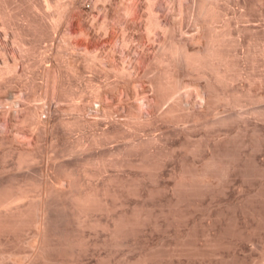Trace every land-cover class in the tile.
I'll use <instances>...</instances> for the list:
<instances>
[{"label": "rangeland", "instance_id": "obj_1", "mask_svg": "<svg viewBox=\"0 0 264 264\" xmlns=\"http://www.w3.org/2000/svg\"><path fill=\"white\" fill-rule=\"evenodd\" d=\"M7 1H9V3L13 2V3H11V5L9 3L7 4V5H10V6H8L9 8L11 6L15 5V9L13 7H11L12 10L14 9L13 11H16V12L18 11V13L20 12V15H22L23 13L24 14L27 13V17L25 16L26 18L24 16H22L26 20H23L24 18L22 19V17L20 16L22 19V22L24 21L23 23L21 22L20 24L23 25L24 23H26L27 19L29 22H31V23H29V25H25V28L27 29L28 34L26 33V35H24L22 37V40L15 41L16 39L14 40L12 30L10 28H6L10 31L7 30V32H9V33L5 32L6 29H4L2 27L4 25V24H2V22L4 23L5 20L2 21V18H0V50L2 51V49H3V52H5L3 54H5V56H9V58L12 60L16 59V58H17V61L21 60L20 64L17 65L18 67L20 66V70L18 67H16V69L18 68L19 72L17 70L15 71L18 74L23 73V62L25 59H24V56L21 55V53L22 54L24 53V52H22V49L24 48V46H22V45L25 44V49H23V51L27 50V51L31 52L32 54L36 53V54H34V56H37V57H38L37 54H39V56H40L41 52H42V54L44 53V54L48 55V57H45L46 60L44 61V64H46L45 62H47V64H49V63H53V62L58 61L60 58L57 59L56 57H60V56L57 53L59 51L56 49L62 50L65 47L70 48V49L67 48L68 50L72 49L71 51L75 52L78 55H80L82 53V51H83V53L85 51H90L91 53H97L99 55L102 54V56L104 57V60H105L103 64L106 63L107 74H108L107 76L111 75L110 78L112 80L113 79L116 80V77H117L114 75L113 70L111 71L112 74H110L109 70L111 69V67L113 65H114L113 67L119 68V69L116 68L117 70H120V69L122 70V69L126 68V71L127 70L130 71L129 75L131 77H133L131 79L135 78V80L131 83L125 84L120 79V81L116 80L118 83H116V84L112 83V86L113 85H115V86H113V87L107 86L106 87L105 83L109 82V80L110 81H112V80L109 77H107V80L104 79V78H106L105 77L106 71H104L105 73L104 72L102 73V71L106 70L105 67L102 68V71H99L102 74V76L104 77V78H102L103 83H104V81H106L104 83L103 87L99 86V84H98L99 82H102L100 80L101 78L99 79L98 78L99 76L98 77L96 76L99 73L98 71H97L98 73H95L96 74L95 75L93 73V72H95V70L93 72H88L89 70H87V69L81 70L82 72L86 70V74L81 73V75L82 76L85 75L87 77V80L89 81L88 84H87V80L85 77L81 76V78H80V77H78L79 74L78 75L75 74L77 76L72 74L71 78L73 76H75L76 78H80V79L76 80L77 81V83H76V81H74L76 79L75 77L72 78V80L69 78L72 82L74 81L73 83H76L77 85L72 84L71 81H70L71 82L70 84H72L73 86H79V88L80 87L81 88L83 87L84 89L86 88L85 91L90 89V91L88 90L87 92L91 93V95H90L91 97H92L93 91L95 92L97 89L98 90L101 89L99 92H98V90H97V92H95L96 95H100V94L101 95L98 97L94 93L93 95L96 98L94 97V99H90L92 101V102L90 101V103H88L90 96L87 92L83 91L84 89H77L76 87L74 88V87H72V85L66 84V83H69L67 81H65L66 83H64V84L61 83L62 86L64 85V87H67V89L72 88L73 91L78 90L77 91L78 94H76L77 92H75V96L77 95L78 98L80 97L79 98L80 101L75 96L70 101L71 97L68 95V97H69L68 98L65 96V94H60L59 92H57V91H59L57 88H54L55 91L54 90H47V88H48L47 86H49L50 83H49V85L46 84L44 79L42 78V76H40L41 74H40V72H38L40 70L39 65H37V66L32 65L34 69L32 68L33 70L31 72H29V75H27L25 77L23 76V74H21L22 77L20 74H19L20 76L16 75V74L15 75L12 74L13 76L10 75V78H13L16 76L15 77L16 83L12 82L13 83L12 85H10V83L8 84L6 82H3L6 79L0 80L1 84L3 82L2 86L0 84V172L2 170V173H0V174L4 175V176L0 175V184L2 186H3L2 182L6 183L7 180L9 182H11V181L14 182L13 180H18L20 178L23 179L24 174L26 172H30L34 175H37V177H39L41 172H43V175L41 174L43 177L49 176L50 178H48V177L47 178L55 182L56 179L53 176L54 175L52 173L53 169H51V168H52V166H54V164L56 162H58V160H71L76 156H82L85 153H89V152H92L94 150H97V149H94L95 147L93 148V150L90 149L91 151L89 149L87 151H86V149H84L83 151H85V152H82L83 154L81 152H77L76 155L75 154H68V155L65 154L62 156V158L57 157L56 159L52 156V154H51L52 150L50 149L51 148L50 145H52V141H53L52 136H53L54 129L56 127V121H53V120L56 117L60 116L64 111L76 112L77 110L72 111L70 109L69 110L67 109L68 108L67 106H69L70 103H77L78 104V102H79L80 103L79 105H82L81 104L82 100L84 101V102L82 101L83 103H85V101H87V108L91 107L89 109L91 112H88V114H86V115H88L87 117L91 119L93 117L96 118L99 116L101 119L99 118L96 120L93 118L90 121L100 120V122L96 123V124L99 125L100 123H102L100 125H102L103 127L105 126L103 124L106 123L105 120H107V118H104L105 116H102L103 114L100 112H102L101 109H103L104 107H105L104 109H110V110L112 109L111 111L114 115L116 114L115 115L116 117L119 115L118 116L119 120L123 119V118H124L123 120L127 119L128 118L127 114H129V111L132 108L134 111H137L138 113L140 112V114L142 113L141 117H143V115L145 118L151 117V118H149V120L151 119V121L154 122V124H155V125H152V122L151 123L148 122L149 128L147 127L148 123H146L145 128L139 132H141V134L143 136H149V135L151 136V134L153 136V134H155L154 136H156V137L163 135L168 130L170 132L172 130H174L173 128H170V127H173V126H171L172 123H170V125L168 124L169 122H165L166 125L164 123V121H165L164 119H167V117L170 118L173 115L174 116L177 115V116H180V118H182L183 117L182 114H185L186 117H183L184 119H182V122H180V124L183 123L184 127L186 126V129H187V131H189V133L193 132L192 130L194 128L197 129V128L203 126L202 127L203 130H201L200 128L198 129V131L200 133L196 130L195 131H196V133L198 132V134L203 133L204 135H206V133H204V131L207 130V132H209L211 128L207 127L208 128L207 129L206 126H204V125L200 126L198 124L205 121L204 114H205V112L207 113L209 110H210V112L207 113L208 116H210V114L215 115V112L221 113V111L223 112V109H224V112L221 115L228 114L230 111H236V109L241 110V115L238 116L239 119L241 117L244 118L243 116L245 114H246L245 117L247 116V118H249V116L251 115V113L249 115L247 114V112H248L247 110L252 106L251 103H253V105H255V104H254V102L250 103L249 101H246V102L242 101L240 104H242V106L245 105L244 107H241V105H238V106L236 105V106H234L235 109H234V107H232V110H229V111H225L227 109V108H224V106H227L226 104H224L225 101L224 102L222 101L221 103L216 102V104H220V105H217V106L214 105V107H215L214 110L212 109V106L210 108V105H212V103L214 101L212 99L213 97H211L212 96L211 93L213 94L214 90L212 89L213 90L212 91V90L206 89L205 84L199 83L200 81L202 82L203 80L198 79V77L195 76L194 74H188V75L185 74L186 76H184L183 79L185 82H188L189 84L187 83L188 87H186L187 84L184 83V85H185V86H183L184 89H179V91H182L181 95H180V93H178L179 91H176L175 94L173 92L172 96L170 98L166 99V102H168L167 104L164 100L165 103H163V101H161L162 105H161V103H158L159 104L158 105L156 103L157 94H156V91H154V89H153L154 87H153L152 83L150 84L149 78L159 71L160 65L164 61V58H163L162 59L163 61H161L159 63L160 65L159 64L157 65L158 61L156 59H154V57H155V55H157V53L163 54L164 57L166 56L165 59L167 58L166 59L167 62L165 60L162 63L163 65L167 66V64L169 63L168 65L170 67H172L174 65V61L177 57L176 55H178V53H179V52L176 53V51H178V48L176 49V47L178 45H183V46L188 45L187 49L191 50V52H195V51L196 52H201V51L204 52L205 49H207V47H209L208 44H210V43H208V40H206V39L208 36H212L213 34H215L216 37L221 36L220 38L224 39V41H226L227 45H230V43L228 44L230 39L233 40V45L235 43V45H237V46L232 45L230 47L232 50L235 49L234 52H236V53L238 52L237 55L239 58L242 57V60L244 63H242L241 66L244 65L243 66L244 69L247 70V68H245L247 63L245 62V58H243V57H245L247 50L250 47V45L253 46V49L257 52L256 53L257 55L260 53V51H258V50L259 49L262 50L264 48V46H263L264 43L261 42L264 39V37H263V34H264V0H206V1H211V2H209V4L212 3L211 7L213 9V14L214 15L217 14V15H215V19L213 18L215 20L213 23L214 27H212V25H211L210 28H209V26H205L207 24L204 21H198V20L194 19V16L192 13H194V11L197 10L198 7L200 8V4H198V6H197V4L194 2L195 0H68V1H70L69 3L71 5L69 6V4H68V8H66L65 12H64V10L58 9V7L52 6V5H50L49 7L44 6L43 8L46 10L45 11L44 9L39 7L40 0H7ZM216 8H217V10H216ZM11 9H9V10L11 11ZM214 9H215V12H214ZM149 10L152 13H155L154 15L157 17L158 22L162 24V25L159 24L160 27L157 26V27H154L152 29V27L149 26V23H148L149 21L147 19L148 15L150 13ZM47 11H48V13H47ZM61 11H63V12H61ZM18 13H14V15H19ZM12 15H13V13H12ZM14 15L12 16V18L14 17ZM15 17H14V19H15L14 23H19L20 22L19 20H21L20 17L19 16L18 17L15 16ZM50 20H51V22H50ZM54 21H55V23H54ZM229 22H231V25ZM52 24H54L55 27ZM55 24H58V25H55ZM17 25L18 24L14 25V26H17ZM46 25L47 26L49 25L48 27L51 26L50 29ZM57 27H58V29H56ZM170 27L172 29L171 34H172L173 38H175L178 41V45H177V41L174 39L176 41L175 42V45H176L175 49L172 47L175 45H172V43H168L167 41H166L167 42L166 43L164 41L166 39V37L169 36L170 31H168V30H170ZM211 28L215 31H213ZM210 29L213 31V33L211 32ZM218 30H219V32H217ZM208 31H210L209 34H208ZM256 33L257 34L259 33L258 34L259 39H257L258 37L256 36L257 35ZM207 34H208V36H207ZM260 34L262 36H259ZM251 35L253 37H257V38L254 39ZM225 36L228 37V41H227ZM244 36H246V39ZM249 36H251L252 38L250 39ZM260 37L263 38L261 41H260ZM69 39H70V41H69ZM248 39L249 40L253 39L255 41H253V40L249 41ZM241 40H243V42L245 41V44L244 43L242 44V42H240ZM257 40H259L258 41V44H260L259 46L257 45ZM19 42L20 43L22 42V43L19 44ZM163 42L165 44H169V46L172 45L171 47L174 49L175 52L169 46L163 48L161 46V45H164ZM252 42H253V45L251 44ZM254 42H256L255 43L256 46L254 45ZM259 42H261V43H259ZM64 43L66 45H63ZM248 43H250V44L248 45ZM73 44H74V46H73ZM173 44H174V42H173ZM240 44L243 46L241 47ZM27 46H28V48H26ZM61 46H63V47L61 48ZM245 46L248 48L246 49ZM254 46L257 48H255ZM261 46H263V47H261ZM1 47H2V49H1ZM237 47H239L238 48V49H240L239 51H237L238 50ZM244 47H245V49H244ZM258 47H260V48H258ZM169 48L171 51L168 50ZM241 48H243L242 49L243 51H241ZM65 50L66 49H64V52L67 51V50L66 51ZM163 51H167V52H164L166 55L164 53H162ZM52 53H53V55H55V58H56L55 61H54L55 58L52 56ZM56 53L58 54L57 56H56ZM167 53H168L169 57L167 56ZM174 54H175V56H174ZM11 55H13L14 57L16 56V57L14 58L12 56V58H11ZM30 55L31 54H28V56H30ZM260 55H262V57ZM34 56L31 55V57H33V59L30 57L29 58L34 60L36 58V57L34 58ZM258 56H257V58L258 59L260 58L259 61H262V62H259L257 59L256 65L258 64V62H259L260 66H261V63H262V65H264V62H263L264 61V58H263L264 54H259ZM2 57H4V56H0V64L3 66L4 60L2 61ZM4 58H6V57H4ZM51 58H52L53 62H51ZM30 59H28L29 60L28 63L29 62L31 63ZM153 59H154V61H153ZM26 60H27V57H26ZM155 60L157 63L155 62ZM152 61H153V63H152ZM169 61H172V62H169ZM240 61H241V59H240ZM33 62L31 64H33ZM150 63H152V64H150ZM259 65L256 66L255 70L259 69V67H260ZM156 67H158V69ZM261 68H262V70H261ZM263 68H264V66L263 67L261 66L260 70H257V72H260V71L262 72L264 70ZM89 73L94 74V76H93L94 79H96V78L99 79V81L96 79V82H98L95 84V85L98 84V86H96V89L94 87L95 85H93V83H94L93 81H95L93 78H92V80H93L92 86L93 87L91 86L90 78L92 77L93 74L91 76H89L90 77L89 78L87 76V74L90 75ZM103 74H105V75H103ZM68 76L69 75H67L66 77H68ZM17 77H21V78H19L21 80H18ZM100 77H101V75H100ZM26 78L27 79L29 78L28 80H32L31 83H30V81L27 83L26 81H28V80H25ZM82 78H83V80L85 78V80L81 81ZM240 79L241 80L243 79V80L241 81ZM244 80H245V78L239 77L234 81L235 84L234 83L232 85L229 84L228 86H224L223 84H220V85L217 84V86H215V88H217V89L221 88V90H223V88H224L225 90H227V88L231 86L229 89V91H231V90H234V87H238V84H239V86H246V85L248 86L249 81L246 79V81H248V83H246V81L243 82ZM36 81H38V82L41 81V83L37 82L38 83L37 84V83H35ZM78 81L80 84L78 83ZM85 81H86V83H85ZM239 81L242 83H240ZM255 82H257V81L250 83V86H251L253 93L261 94L263 92V94H264V87H263L264 85L262 84L263 81H259V82H261V84L258 82L260 84V86L263 87V90H259L258 88H255L256 86L253 85ZM133 83H134V85H132ZM241 84H243V85H241ZM55 85H56V83H55ZM87 85L91 86V87L87 88L86 87ZM109 85L111 86V83H109ZM252 85L254 88H252ZM255 85H256V83H255ZM104 86H105V88H104ZM183 87H181V88H183ZM257 87H259V86H257ZM261 87H260V89H261ZM91 88L95 89V90H91ZM256 89H258L261 92L256 91ZM38 90H39V92H38ZM80 90L82 92H79ZM254 90H255V92H254ZM43 91H44V93H43ZM53 91L56 94L52 95ZM40 93H41V95L44 94L43 95L45 97L44 99H42L43 97L40 96ZM82 93L88 94L89 97L87 96L88 98H86L88 100H85V97L82 96L83 97L82 98L80 96V95H82ZM97 93H100V94H97ZM183 93H184V95H183ZM49 94H51V95L49 96ZM57 94H59L58 95L59 97L61 96L60 97V98H62L61 101L59 100V97L56 96ZM177 94L181 96V97L179 96L180 99H177V97H178ZM52 96L54 99L52 98ZM64 96L66 97V100L68 99L70 101V103L68 102L69 104L67 103L68 100L67 101L64 100V98H65ZM140 96H141V98H140ZM74 98L76 99V102H75ZM45 100L46 101L48 100V101L46 102ZM261 100H264V99H261ZM261 100L259 101L260 103L258 101L255 102L256 105L264 104V102H261ZM37 102L41 103V104L37 105L36 104ZM247 102H249L250 104H248ZM102 103H104V104L102 105ZM170 103L173 105V107L177 106L175 108L177 111L174 109L175 113H177V114H175L174 111H173L174 114L164 113V111H166V109H167L168 104L170 105ZM48 104L52 105V107L54 109H51L52 107H49V108L51 110H54V111H51L49 109V111H51V112H49L47 109V111H48L47 120L48 121H46L44 123L45 125L47 124L46 125L47 127L43 126L45 129L43 128L41 130V132L39 131V133H38V131L33 126L34 124L31 123V122H33V120L32 119L25 120V119H27V115L29 113H30L29 116L31 118H34L31 116V111H29V107H31L33 105L32 107L37 106L38 109L39 108L42 109L41 105L42 106L47 105V108H48ZM88 104H89V107H88ZM247 104L251 105V106L249 107ZM51 105H49V106H51ZM157 105H158V107H157ZM222 105H223V107H222ZM83 106H84V104H83ZM219 106H221V108ZM216 108H218V109H216ZM242 108H245L244 109L245 113L242 112V110H243ZM133 110H131V111H133ZM47 111H45V112H47ZM211 111H212V113H211ZM39 112L41 114L43 113V111H40V109H39ZM236 112H238V111H236ZM96 113H100L101 115L97 114V116H96ZM179 113H180V115H179ZM194 113H196V114H194ZM42 115H44V114H42ZM89 115H90V117H89ZM214 115L210 116V117L215 118V117L219 116V113L216 116H214ZM48 116H50L52 118H49ZM193 116H195L196 118ZM191 118H194V119H191ZM203 118H204V120H203ZM242 118L240 120H238V122L241 121ZM250 118H251V116H250ZM35 119H34V121H36ZM153 119L157 120L158 122L160 119H162L163 122H162V120H160V122H162L164 124L158 123V124L162 125V126L159 125L160 127H158L156 125L157 122L154 121ZM253 119L254 118H252V120ZM149 120H146V121H149ZM259 121L260 120H258V122ZM262 121H264V120H262ZM238 122L236 120L237 124H238ZM236 123L235 124L232 123L233 126L236 125V127H237ZM259 123H261V121ZM183 124H181L179 127L183 126ZM239 124H241V123H239ZM193 125L194 126L196 125L197 127L196 126L193 127ZM90 126L85 127L83 129L80 128V130H79V128H77V129L73 128V131L71 129V133H70V131H69L70 129H69L66 132L68 134L67 136L70 137V139H74L76 137L77 133L80 134L79 131H81V133H82V131L83 132L86 131L87 134H89L90 130L91 131L92 130L99 131L102 128L100 126L101 128L97 127L99 129H95L96 128L95 126H92V127H90ZM168 126H169V128H168ZM188 126H192V127H188ZM230 126H231V124H230ZM93 127H95V128H93ZM223 127L227 128V127H229V125L227 127L226 126H223ZM232 127H229V128L231 129ZM236 127H235V129H236ZM61 128H63V126L59 127L60 130H61ZM86 128H88V129H86ZM146 128H148V129H146ZM157 128H160V129L162 128L163 130L162 129L161 130L164 133L159 132L160 129L157 130ZM204 128H205V130H204ZM221 128H222V126H220L219 128L217 127L218 130L215 129V133L211 132V137L213 139L215 138L216 140H218L220 138H223L226 130L224 131V129L222 128L223 129V131H222ZM229 128H227V129H229ZM33 129H35L36 131ZM149 129L151 131V134L148 131ZM152 129L154 130L153 132H152ZM259 129H260V132L264 134V122H262L260 124ZM62 130L66 131V129H62ZM216 130L218 131V134L216 133L217 132ZM75 131H77V132L75 133ZM144 131H146L147 134L149 133V135H147L146 133L143 134ZM233 131H235L234 127H233L232 132ZM223 132H224V134H222ZM69 133L73 134L74 136L71 137L69 135ZM176 133H177V135H176ZM176 133H174V134H175V136H178V137L174 136L175 138L174 137L171 139L169 138L167 141L168 145H171V143H173L171 146L173 148L175 147L173 149L174 155L167 158L168 162H166L167 160L165 161L166 165L165 166L163 165L164 169H162L163 166L160 168V170H163V171H159L158 180H160L161 185H162L160 187L158 186L160 189L163 187V185H166L165 183H167L169 180H171L170 179L171 178V175H170L171 172L179 169V167L181 165L180 163L183 161V158H184V162L190 160V156L188 154L184 153L186 149L183 150L184 147H182L178 144L179 141L183 138L182 133H178V132H176ZM196 133H194V135L192 133H191L192 135L191 134H189V135L195 139L196 138L199 139L203 136V135L199 136ZM78 134H77V136H78ZM179 134H181V135H179ZM214 134H216V135L220 134L221 137L220 136L214 137ZM249 134H251V133H249ZM157 135H159V136H157ZM234 135H237V133L234 132ZM249 136L251 137V135H247L246 137L248 139H250ZM171 137H172V134H171ZM192 137H190V138H192ZM218 137H220V138H218ZM172 139H173V141H172ZM113 140H115V139H113ZM116 140H119V138ZM109 141L111 142V140H109ZM120 141H118V142L116 141L117 144L113 143L115 141H112L111 143L107 142L108 143L107 146H105V145L104 146L102 145V146L103 147H114V146L122 143V141L124 142L125 139H123V140L120 139ZM175 142H177V143H175ZM102 146H100V147H102ZM179 146L181 147V149ZM97 148L99 149V147H97ZM263 148H264V146L261 147V150H259V151H257L258 150L257 149L256 152H258V153H256L254 150L255 153L253 152V154L255 156L254 155L253 156L256 157L255 160L258 159L257 160L258 162L257 161L256 162L260 163L261 166L264 167V165H263L264 164V149ZM181 151H183V152H181ZM175 153H176V155H175ZM182 155H183V158L181 157ZM51 156H52V159L54 158L53 160L51 159ZM169 158H171L170 161H169ZM34 160L37 162L35 163ZM24 161H25V164L29 162V163H33V165H30L29 167L21 168L19 166L20 165L19 163L24 162ZM14 166H16V167H14ZM110 166H107V167H109V169L111 168L110 170L108 169L109 171L106 170L107 167L103 171V172H106L105 174L104 173L102 175L99 174V176L94 175L96 177H99L98 178L99 180L93 178L94 176H92L90 178V180L93 179L92 182L95 181L94 183H100L104 179L103 177H105L106 175H109V174L113 175V174H118V173L123 174L122 172H126L128 170L125 167H128L129 169L131 168L129 166H123L125 169V171H124V169H121V168H123L122 166H118L119 169L117 166H116V168H112L113 166H111V167ZM48 167H50V169ZM49 170H51L50 172L52 174L49 172ZM133 170H134L133 168H132V170L130 169L129 173ZM10 171H11V174H10ZM44 171H45V174H44ZM5 172H8L10 176L13 175V177L10 178V176ZM108 172H110V173H108ZM127 173H128V171L124 174H127ZM46 174H48V175H46ZM252 178L248 179L249 182L248 181L245 182L244 177L240 173L236 172L235 174H233L231 176L230 183H229L228 187L225 188V189H227V191H225V189H224L225 192L222 191V192H220L221 194L218 193L215 196H213L212 199L215 198L214 201H211L212 200L211 197L210 198L206 197L208 200L205 198L204 203L207 200L206 205L208 207H210L208 210L209 215L207 213L208 207L205 204H203V206L205 205L204 208L207 207L205 212L202 211L203 212L202 213L201 210H199L194 214V216L191 215L190 213H186V215H184L185 213L179 214V215H176L177 217L173 214H171V215L169 214V216H167L168 214H166L163 216L162 213L160 212L161 205H159L158 200L157 201L155 200L156 201L155 202L154 199H151V198L146 197V196H137V195L134 196L133 194H130L127 196L124 195L121 197H116V198L114 197L113 200L115 201V205L110 204L111 205L110 206L111 208L109 207L110 211L108 209V206H109L108 205L106 210L105 209H103V211L102 210L101 211L100 210H98V211L92 210L91 212L87 213V215L84 214V217L82 216L80 218V220H79V217L77 219H76L77 216L74 217V215H73L74 210H72L71 204L69 205V203L67 202L68 200L66 201L67 196L66 197L64 196L65 192H68L71 190L70 189L71 186H69V182L65 179H62L59 182L56 181L55 184L56 185L58 184L56 186V191L53 194H51V196H49V199H48V201L51 203V210L53 211L52 214L54 215V216L51 215V218L49 219L50 223H49L48 229L50 230L49 231V238H51L50 243L52 244V248L49 251V253L45 252L46 254H44V255H47L48 257L47 258L45 256L42 257V255H43L41 252L42 250L38 247V246H40L39 245L40 243L38 240H40V237H41L40 236L41 234H39L40 226L38 225L39 222L38 223H37V221H36V223L32 222V218L35 219V217H37V216H34L33 212H28L31 214L33 213L32 216H29L31 214L26 215V216H29L27 218H29V219L31 218V222L29 219L26 218L30 222V224H31L30 226L28 225V223H26L25 226L24 225L21 226L22 228L18 227L16 229V231L19 229L17 231V233H16V231H12L10 233L7 231H1L0 232V264H2V263L3 264H7V263L8 264H14V263H16V264H121V263L122 264H147V263L148 264H223L224 262L226 263L227 260H228V263H226V264H259L260 259L263 256L262 253L264 250V230L262 229V231H263L262 232L260 229V232L262 234L259 233V231L256 232L257 228L255 229V227H254L255 230H252L253 229L252 226H255L256 220H254L250 215H244L240 211V209L237 210L238 213H233V212H230L232 209L228 208V206H230V203H232L233 201H238L240 196H244V192H245L244 190H246V192H247L248 190L252 189L253 186L260 184L263 181L262 179H264V175L254 177L253 179ZM145 179H146V182H145ZM145 179H144V182H145L146 186L147 185H148V187L153 186L154 183L152 182V180H150L149 178H148L149 181L147 178H145ZM31 183L26 185V187L27 186L30 187V188L27 187L28 189L35 191V192L37 190L40 191L42 189V187L39 183H36V184H33V183L31 184ZM66 183H68V184H66ZM37 186L40 188V190L37 189ZM142 187H144V186H142ZM34 188H35V190H34ZM2 189H3V187L0 186V190H2ZM60 190L63 192H61ZM140 190L142 192L147 191V190H145V187L142 189L140 188ZM241 190H242V192H241ZM165 191H167V190H165ZM163 192H164V190H163ZM14 194L16 196L17 192ZM165 195H168V193H166ZM165 195L162 194L160 196L165 197ZM9 196L13 197V199L10 198L11 203L9 204V207H16L17 205H15V203H13V201L21 200V199H17V197H18L17 196L16 200H14L15 196H12V194ZM136 197H139V198H136ZM147 198H149V199H147ZM235 198H236V200H235ZM142 199H143V201H142ZM156 199H158V197ZM22 200L25 201L24 199H22ZM23 201H21V202H23ZM208 201H211V203H209ZM21 202L19 201V203H21ZM16 203H18V202H16ZM26 203H27V201H26ZM116 203H117V205H116ZM136 203H137V205L139 203L145 204V208H147L149 210L150 216L145 215V216H143V218L145 219V217H146V218H148V220L147 219H146L147 221L142 220V222H141L142 226L139 223L134 224L132 226H128V227H126L127 225L126 226L125 225L124 226L119 225L120 224V222H119L120 218L123 217L126 213H128L127 215L130 216V214L132 213L131 211L136 208L135 206H137V205H135ZM155 203H157V204H155ZM208 203L210 205L211 204L212 205L214 204V205L211 207V206H209ZM12 204H14L15 206H12ZM21 204H19L18 206H22L25 203L22 205ZM140 204L138 206H140ZM149 205H150V208H149ZM133 206L135 208H133ZM158 206H160V207L158 208ZM230 207H232V206H230ZM221 208L222 209L225 208V211H223V212H224V214L226 213L224 216L222 214H221L222 216L220 215V218H223L222 220H220L219 217H217L218 216V210ZM226 208H228V210ZM150 209L152 211H150ZM124 210L125 211L127 210V212H125ZM210 210H212L213 212L211 211V213H210ZM95 211H96V213H95ZM199 213H201V214H199ZM202 214H204V215H202ZM232 214L234 217H232ZM234 214H236L237 219L235 218ZM132 215L133 214H131V216ZM226 215L228 218L226 217ZM178 216H180V217H178ZM113 217H115V218H113ZM133 217H134V215H133ZM230 217H232V218H234V220L235 219L236 220L235 221L231 220ZM40 218L41 217L39 216V218H37V219H40ZM86 219H88V220H86ZM228 219L231 220V222L233 221L232 226H231V222ZM245 219H249L250 221L248 220V222H247V220H245ZM51 220H52V222H51ZM150 220H152V221H150ZM194 221L196 222V225H198V226L195 225ZM211 221H213V222L216 221L215 222L216 224H214L216 227L213 226L211 228V226L209 225L211 223ZM221 221H223L224 223L222 222L220 224L219 222H221ZM245 221H246V223H245ZM86 223H88V224H86ZM193 223H194V225H193ZM233 223H235L234 225L239 224L240 226H238V228H240V227L241 228L238 230L237 225L234 226ZM249 223H251V224L249 225ZM252 223L254 225H252ZM103 224H104V226H103ZM155 225H156V228H155ZM115 226H116L117 230L115 229ZM192 226H196L195 227L196 229L193 228V230L198 229L197 230L198 233L196 231H195L196 233L193 231L196 235L195 234L193 235L194 238H189V235H190L189 233L192 232V228H191ZM217 226L219 228H217ZM230 226L231 227L234 226V229L236 228L235 229L236 231L237 230L238 231L241 230V232L244 231L242 233H244L243 236H245V237L242 238L241 235L236 236L237 234L234 235L235 237H233V235H228L227 237H225V241L223 243V244L227 243V245L226 244H225V246H223V244L218 245L215 247V248H218L215 251V249L213 248V246H215V245H213L211 247L212 244H210V240L213 237L212 238L210 237V239H209L208 236H213V233L216 231H221V230L223 231L226 228L229 229ZM24 227H26V228H24ZM121 227H123V228H121ZM206 228H207V230H206ZM210 228H211V231L208 230ZM242 228L247 229V230H243ZM132 229H133V231H132ZM204 229L207 232H209L210 234L211 233L212 234L210 235V234L206 233ZM230 229L232 230L233 228H230ZM248 229H250V230H248ZM254 232H256V234H258V235H256ZM6 233L7 234L9 233V234L7 235ZM247 233H249V234L251 233V234L247 235ZM252 233L254 234L253 238L250 237L251 235H253ZM261 235L263 238L261 237ZM193 236L190 235V237H193ZM246 236H247V238H246ZM257 236H259V237H257ZM230 237H232L231 240H230ZM226 239H228V240H226ZM233 239H236V240H233ZM192 241L193 242L195 241L194 244H190V242H192ZM207 241L209 242L210 247H209V244H206ZM227 241H229V242L232 241V243L230 242L231 245ZM54 246H57V247H54ZM200 246H202V247L207 246L209 248V250L206 248H202L203 249L202 250ZM219 247H222V248H220V250H219ZM192 248H194V249H192ZM198 248L200 250H198ZM201 250L205 251V253L207 251V253L201 254V256H199L200 255L199 251H201ZM212 250L214 251V253H210V252H213ZM203 255H205V256H203Z\"/></svg>", "mask_w": 264, "mask_h": 264}, {"label": "bare ground", "instance_id": "obj_2", "mask_svg": "<svg viewBox=\"0 0 264 264\" xmlns=\"http://www.w3.org/2000/svg\"><path fill=\"white\" fill-rule=\"evenodd\" d=\"M34 2V1H33ZM70 1L68 0H40V3H39V7H41L42 9H44L43 7L46 6V7H49L50 5L52 6H56L58 7V9H61V10H66V8H68V4L69 6L71 5L69 3ZM197 6L198 4H200V8L198 7L197 10L194 11L193 16H194V19L195 20H198V21H204L207 25L205 26H210L212 25V27H214L213 23H214V19H215V15L217 14H213V9L211 7V4H209V2L211 1H206V0H195L194 1ZM9 3V1L7 0H0V18H2V21H4V23L2 22V24H4L2 27L4 29L6 28H10L12 30V33H13V37H14V40L15 41H19V40H22V37L24 35H26V33L28 34V31L27 29L25 28V25H29V22L28 19L26 21V23H24L23 25L20 24L22 22V19L26 16L27 17V13H23L22 15H20V12L18 13V11H13L15 9V5L11 6L13 7L14 9L12 10L11 7L9 8L8 6L11 5V3L13 2H10L9 4L10 5H7ZM20 3V2H19ZM31 3V2H30ZM33 4V3H32ZM25 6V5H24ZM75 6V5H74ZM73 6V7H74ZM220 6V5H219ZM196 7V6H195ZM11 9V11L9 9ZM185 8V7H184ZM193 8V7H192ZM219 8V7H218ZM30 9V8H29ZM47 9V8H46ZM53 9V8H52ZM45 10V9H44ZM49 10V9H48ZM217 10V8H216ZM13 11V12H12ZM42 11V10H41ZM46 11V10H45ZM150 11V10H149ZM60 12V11H59ZM63 12V11H61ZM68 12V11H67ZM214 12H215V9H214ZM217 12V11H216ZM235 12V11H234ZM12 13L14 15V13H18L19 15H14L15 16H24L20 17L21 20H19L20 22L19 23H14V17L12 18ZM22 13V12H21ZM48 13V11H47ZM38 14V13H37ZM42 14V13H41ZM155 13H152L150 11L149 15H148V23H149V26L152 27V29L154 27H157L159 26V23L158 20H157V17L154 15ZM51 15V14H50ZM59 15V14H58ZM220 15V14H219ZM46 16V15H45ZM55 16V15H54ZM214 16V17H213ZM25 17V18H26ZM53 17V16H52ZM64 17V16H63ZM221 17V16H220ZM227 17V16H226ZM16 18V17H15ZM23 19V20H26V19ZM40 18V17H39ZM43 18V17H42ZM49 18V17H48ZM214 18V19H213ZM218 18V17H217ZM223 18V17H222ZM236 18V17H235ZM17 19V18H16ZM45 19V18H44ZM221 19V18H220ZM246 19V18H245ZM53 20V19H52ZM56 20V19H55ZM218 20V19H217ZM242 20V19H241ZM38 21V20H37ZM44 21V20H43ZM49 21V20H48ZM57 21V20H56ZM162 21V20H161ZM222 21V20H221ZM231 21V20H230ZM235 21V20H234ZM24 22V21H23ZM22 22V23H23ZM51 22V20H50ZM49 23V22H48ZM55 23V21H54ZM174 23V22H173ZM220 23V22H219ZM224 23V22H223ZM230 25H231V22H229ZM18 24L17 26H14ZM20 24V25H19ZM54 26V24H52ZM55 25H58V24H55ZM162 25V24H161ZM218 25V24H217ZM222 25V24H221ZM47 26V25H46ZM49 26V25H48ZM47 26V27H48ZM148 26V25H147ZM148 26V27H149ZM40 27V26H39ZM51 27V26H50ZM50 27H48L50 29ZM55 27V26H54ZM149 27V28H150ZM160 27V26H159ZM35 28V27H34ZM38 28V27H37ZM41 28V27H40ZM53 28V27H52ZM162 28V27H161ZM173 28V27H172ZM227 28V27H226ZM3 29V30H4ZM30 29V28H29ZM33 29V28H32ZM31 29V30H32ZM39 29V28H38ZM58 29V27L56 28ZM157 29V28H156ZM212 29V28H211ZM210 29V30H211ZM232 29V28H231ZM8 29H6L5 32H7ZM40 30V29H39ZM151 30V29H150ZM158 30V29H157ZM162 30V29H161ZM171 27H170V33H169V36L166 37V39L164 40L165 42L167 41L168 43H172V45H175V42L177 41L175 38H173L172 34H171ZM213 30V29H212ZM211 32L213 33V30ZM10 31V30H8ZM36 31V30H35ZM222 31V30H221ZM3 32V31H2ZM52 32V31H51ZM54 32V31H53ZM174 32V31H173ZM210 31H208V34H209ZM219 32V30L217 31ZM224 32V31H223ZM9 33V32H7ZM6 33V34H7ZM34 33V32H33ZM36 33V32H35ZM216 33V32H215ZM221 33V32H220ZM5 34V35H6ZM207 34V36H208ZM211 34V33H210ZM217 34V33H216ZM219 34V33H218ZM223 34V33H222ZM226 34V33H225ZM242 34V33H241ZM254 34V33H253ZM257 34V33H256ZM259 34V33H258ZM258 34L256 35L258 37ZM67 35V34H66ZM214 35V36H213ZM212 36H208L206 40H208V46L207 49H205L204 52H191V50L187 49V46L188 45H178V41H177V47L176 45L175 46H172L169 44H165L164 42V45H161L163 48L164 47H167L169 46L170 48H174L176 47V49L178 48V55H176V59L174 61V65L172 67H170L168 64L167 66L166 65H163L162 63L167 59H165L164 55L161 54V53H157V55H155L154 59H156L158 61L157 65L163 61L162 59L164 58V61L161 63L160 65V69L157 73H155L154 75H152L149 79H150V84L152 83L153 85V89L154 91H156V94H157V101L156 103H161L162 105V102L165 103L166 102V99L170 98L172 96V93L176 91H179V89H184L183 86L184 83L187 84L188 82H185L184 81V76H186L185 74H194L195 76L198 77V79H201L203 80L202 82L200 81L199 83L200 84H205V88L206 89H209V90H212L213 91V94L211 93V97H213L212 99L214 100L212 105H210V108L212 106V109L214 110V105L217 106V105H220V104H216V102H224V104H226L227 106H224V108H227L225 111H229V110H232V107L234 106H238V105H241V107H244L242 106V104H240L242 101H249L250 103L251 102H254L255 105L252 104L251 105H248L250 104L249 102H247L248 106L250 107L247 111V114L249 115L251 113V118L249 116V118H247V116L245 117V115L243 116L244 118H242V122L238 120H240L238 118L239 115H241V110H237L238 112L236 111H230L228 114H223L221 115L223 112H224V109H223V112L221 111L218 112L219 113V116L217 117H210V116H213L214 114H210V116L207 115L208 112H210V110L205 114H204V118H205V121L204 118H203V122L198 124L200 126L204 125L206 126V128H211L209 132H207V130H205L204 128V133H206V135H204L203 133L201 134H198V129L200 128L201 130L202 127H199V128H194L191 132L193 135L194 133H196V131H198L196 134H198L199 136L203 135L201 138L199 139H195L193 138L192 136H190L189 134V131H187L186 129V126L184 127V124L183 126L179 127L181 124L180 122H182V119H184L183 117H186L185 114H182V118H180V116H172L170 118L167 117V119H164V123L165 122H169L168 124L173 127H170V128H173L174 130H172L171 132L169 131H166L165 133L162 131L163 127L160 129V128H157L160 129L159 132H162L164 133L163 135L159 136V137H156L154 136L155 134H151V131L150 129L148 130L149 133L151 134V136L149 135V133L147 134L146 131H144L143 134H147L149 136H143L141 134V130H143L145 128V125L146 123L148 122H152L151 119L149 120V118H145L144 115L143 117H141L142 113L140 114V112L138 113L137 111H134L132 108L131 110L133 111H129V114H127V119L123 120V119H120L118 118V116L116 117L113 113H112V109H100L102 110V113L103 115L102 116H105L104 118H107L106 123L103 124L105 125L104 127L100 124L99 125L102 127H100L99 125H97L96 123H99L100 120L98 121H90L91 119L93 118H88L86 114H88V112H91L89 109L91 107H89V104H88V107L87 108V101H85V103H83L81 101V104L82 105H79L80 103L78 102L77 103H70V101L72 100V98L75 96V92H77L78 90L76 91H73V89H67V87H64V85L62 86V84L66 83L65 81L69 82V83H66V84H70L72 81V78H74L75 76H77L78 74V77L81 78V73L83 74H86V70L85 71H81L82 69H87L89 70L88 72H93L95 70V72H93L94 74L95 73H98L99 71H102V68L105 67L106 70H103L102 73L104 71H106V75L104 78L102 76V74L99 72L96 76L102 81L104 79L107 80V77L110 78L111 75L107 76V68H106V63H104V57L97 53H91L90 51H85L83 53L78 55L76 54L75 52L71 51V50H68L70 48L68 47H65L64 49H66L64 52V49L62 50H59V49H56L58 50L59 52H57L59 54L60 57H56L57 59L60 58L58 61L56 62H53L52 61V58H51V62L53 63H49L47 64V62H45L46 64H44V61L46 60L45 57H48V55L46 54H37V56H34V54H32L31 52L25 50L23 51V49H25V44H23L22 46H24V48L22 49V52H24L23 54L21 53V55L24 56V62H23V76H27L29 75V72H31L34 68L32 65H39V71L40 72V76H42V78L44 79L45 83L49 85L46 86L47 90H54V88H57L59 91L60 94H65L66 97H68V95L71 97L70 101L66 100V97L64 98V100L67 101V103L69 104V106H67L68 110H77L76 112H68V111H64L60 116L56 117L53 121H56V127L54 129V132H53V141H52V145H50V149L52 150L50 153L52 154V156L56 159L57 157H61L63 155H68V154H75L77 152H85L83 151L84 149H86V151L89 149L93 150L94 149H97V150H94L92 152H89V153H85L83 154L82 156H76L74 157L73 159L71 160H58V162H56L54 164V166H52L51 169L52 170V173L54 174V178L56 179V181H61L62 179H65L69 182V186H71V190L68 191V192H65L64 193V196L66 197L67 196V199L66 201L69 203V205L71 204L72 206V210H74V217H76V219L79 217V220L80 218L83 216L84 217V214L87 215V213L91 212L92 210H102L107 208L108 206V209L110 211V204L112 205H115V201L113 200V198L115 197H121V196H127V195H130V194H133L134 196L137 195V196H146V197H149L151 199H154V201L158 200V203L159 205H161V208H160V212L162 213V215H166L168 214L167 216H169V214H173V215H179V214H183L185 213L184 215H186V213H190L191 215L194 216V214L201 210V212H205L206 208L208 207L206 204V201L208 200L206 197H211V199L213 198V196H215L216 194L224 191V189L226 187H228L229 183H230V178L233 174H235L236 172L240 173L243 177H244V181H248V179H251L252 177H258V176H262L264 175V167L261 166L260 163H257L258 159L255 160L256 157H254L255 155L253 154L254 150L256 152L261 150V147L264 146V134L260 132V129H259V126L262 122V120H264V104L262 105H256L255 102H259L261 99H264V94L263 92L261 94H258V93H253L252 89H251V86H250V83L254 82V81H257L253 84L254 86H256L255 88H258L259 90H263V85H264V70L261 72H257V70H260V67L264 66L262 65L261 63V66L259 65V62H262V61H259V59L257 58V56L259 54H264V48L261 50L259 49L258 51H260V53L257 55L256 51L253 49V46L250 45V47L253 49H251L248 45L250 43H248V47H246V49L248 48L247 50V53L245 55V63L246 66L245 68H247V70L244 69V65L241 66L243 62L242 60V57H238L237 53L234 52L235 49H231L230 46L233 45V40L230 39L228 44L230 43V45H227L226 44V41H224V39L220 38V37H216L215 34H213ZM218 36V35H217ZM252 36V35H251ZM250 37V39L253 37ZM259 36H262L261 34ZM26 37V36H25ZM227 41H228V37L225 36ZM242 37V36H241ZM245 39H246V36H244ZM257 37H253L254 39L257 38ZM263 37H264V34H263ZM31 38V37H30ZM29 38V39H30ZM42 38V37H41ZM51 38V37H50ZM209 38V39H208ZM240 38V37H239ZM243 38V37H242ZM248 38V37H247ZM54 39V38H53ZM176 41H175V40ZM238 39V38H237ZM259 39V37L257 38ZM263 38L260 37V41L262 40ZM52 40V39H51ZM55 40V39H54ZM244 40V39H243ZM243 40H241L240 42H242V44L244 43L245 44V41L243 42ZM249 40V39H248ZM253 40V39H252ZM252 40H249V41H252ZM25 41V40H24ZM34 41V40H33ZM70 41V39H69ZM255 41V40H253ZM258 41L257 40V45L259 46L260 44H258ZM166 42V43H167ZM174 42V44H173ZM264 43V39L263 41H261ZM259 42V43H261ZM22 43V42H21ZM19 42V44H21ZM70 43V42H69ZM237 43V42H236ZM256 42H254V45L256 46L255 44ZM262 43V44H263ZM18 44V45H19ZM33 44V43H32ZM56 44V43H55ZM58 44V43H57ZM68 44V43H67ZM181 44V43H180ZM191 44V43H190ZM253 45V42L251 43ZM62 45V44H61ZM63 45H66L65 43ZM69 45V44H68ZM67 45V46H68ZM72 45V44H71ZM70 45V46H71ZM239 45V44H238ZM53 46V45H52ZM69 46V47H70ZM74 46V44H73ZM172 46V47H171ZM233 46H237L234 45ZM240 46L242 47L243 45L240 44ZM239 46V47H240ZM254 46V47H255ZM264 46V44H263ZM261 46V47H263ZM32 47V46H31ZM55 47V46H54ZM60 47V46H59ZM63 46H61L62 48ZM237 47V49L239 48ZM244 47V49H245ZM28 48V46L26 47ZM60 48V49H61ZM68 48V49H67ZM170 48L168 50H170ZM172 48V49H173ZM257 48V47H255ZM260 48V47H258ZM2 49V47H1ZM19 49V48H18ZM167 49V48H166ZM173 49V51H174ZM243 48H241V51ZM164 50V49H163ZM240 49H238L237 51H239ZM257 50V49H256ZM5 51V50H4ZM61 51V52H60ZM161 51V50H160ZM171 51V50H170ZM0 56H4L2 57V61L4 60V65L2 66L0 64V80L2 79H6L5 81L3 82H6V83H10V85H12L13 83L12 82H15L16 83V79L15 77L13 78H10V75L12 74H16V75H19L17 72H15L16 70L19 72L20 70V66L18 67L17 65L20 64V61H17V58L16 59H10L9 56H5V52H3V49L2 51L0 50ZM56 52V51H55ZM164 52H167V51H163L162 53ZM175 52V51H174ZM46 53V52H45ZM48 53V52H47ZM56 53V56L58 55ZM79 53V52H78ZM170 53V52H169ZM241 53V52H240ZM244 53V52H243ZM2 54V55H1ZM28 54H31L34 56V60L33 57L28 56ZM160 54V55H159ZM165 54V53H164ZM242 54V53H241ZM166 55V54H165ZM13 55H11V58H12ZM52 56L55 58V55H53L52 53ZM167 56L169 57L168 53H167ZM175 56V54H174ZM240 56V55H239ZM262 57V55H260ZM14 57V56H13ZM16 57V56H15ZM14 57V58H15ZM26 57H27V60H26ZM32 59H30V58ZM173 57V56H172ZM259 57V56H258ZM4 58V59H3ZM19 58V57H18ZM56 58L54 59V61L56 60ZM115 58V57H114ZM113 58V59H114ZM141 58V57H140ZM264 58V57H263ZM28 59H30L31 63L33 62V64H31L30 62L28 63ZM106 59V58H105ZM153 59V61H154ZM241 59V61H240ZM257 59H258V64L260 67L259 69L255 70L256 68V63H257ZM23 60V59H22ZM48 60V59H47ZM140 60V59H139ZM138 60V61H139ZM262 60V59H261ZM152 61V63H153ZM173 61V60H172ZM172 61H169V62H172ZM128 62V61H127ZM167 62V60H166ZM264 62V61H263ZM150 63V64H152ZM43 64V65H42ZM103 64V65H102ZM149 64V65H150ZM155 64V63H154ZM114 66V65H113ZM111 67V69L109 70L110 71V74L111 71L113 70L114 71V75L117 76L116 77V80H119L120 79L126 84L128 83H131L135 80L134 79H131L133 77H131L129 74L130 71H126V68L124 69H120V70H117L119 69L118 67ZM16 67L18 68L16 69ZM124 67V66H123ZM135 67V66H134ZM22 68V67H21ZM33 68V69H32ZM37 68V67H36ZM158 69V67H156ZM155 68V69H156ZM264 69V68H263ZM36 70V69H35ZM262 70V68H261ZM98 71V72H97ZM148 71V70H147ZM15 72V73H14ZM28 72V73H27ZM87 72V73H88ZM149 72V71H148ZM34 73V72H33ZM92 73V74H93ZM105 73V72H104ZM20 74V75H21ZM26 74V75H25ZM31 74V73H30ZM39 74V73H38ZM72 74H77L75 76H72ZM90 75L87 74V76H91L92 74L89 73ZM94 74L92 75V77L90 78L91 80V86H92V83L93 85H95L96 83V79L99 81L98 78L94 79L93 76ZM133 74V73H132ZM146 74V73H145ZM149 74V73H148ZM19 75V76H20ZM32 75V74H31ZM30 75V76H31ZM34 75V74H33ZM67 75H69L68 77H66ZM101 75V77H100ZM13 76V75H12ZM11 76V77H12ZM29 76V77H30ZM128 76V77H127ZM130 76V77H129ZM22 77V75H21ZM21 77H17L18 80H21L19 78ZM33 77V76H32ZM37 77V76H36ZM82 77H85L86 80H87V77L85 75H83ZM119 77V78H118ZM239 77H243L245 78V80L243 82L246 81V79L249 81V85L247 86H239L238 84V87H234V90H231L229 91L230 87L227 88V90H225L223 88V90H221V88L217 89L215 88V86H217V84H223L224 86H228L229 84H233L234 81L239 78ZM40 78V77H39ZM66 80H65V79ZM71 80H70V79ZM76 78V77H75ZM80 78H76L74 81L76 80H79ZM84 78V80H85ZM92 78L95 80L93 81ZM14 79V80H13ZM29 79V78H28ZM27 78L25 80H28ZM34 79V78H33ZM37 79V78H36ZM68 79V80H67ZM111 79V78H110ZM137 79V78H136ZM24 80V79H23ZM83 78L81 79V81H84ZM109 80V79H108ZM112 80V79H111ZM115 79H113L112 81L109 80V82L105 83L106 81H104V83L106 84L105 86H109V87H113L115 85L112 86V83L113 84H116L118 83ZM241 80V79H240ZM243 80V79H242ZM241 80V81H242ZM32 80H28L26 81L27 83ZM35 81V80H34ZM71 81V82H70ZM73 81V82H74ZM93 81V82H92ZM248 81H246V83H248ZM259 81H263V87L260 86L261 82ZM2 82V84H3ZM19 82V81H18ZM25 82V81H24ZM23 82V83H24ZM38 81H36L35 83H37ZM41 83V81H39ZM38 82V83H39ZM72 84H76V83H73ZM240 82V81H239ZM238 82V83H239ZM260 84H259V83ZM5 83V84H6ZM26 83V84H27ZM37 83V84H38ZM56 83V85H55ZM62 83V84H61ZM79 83V81H78ZM84 83V82H83ZM86 83V81H85ZM84 83V84H85ZM89 83V81L87 80V84ZM103 81L102 82H99V86H102L104 85ZM109 83H111V86L109 85ZM237 83V82H236ZM242 83V82H240ZM1 84V83H0ZM1 84V86H2ZM22 84V83H21ZM36 84V85H37ZM44 84V83H43ZM65 84V85H66ZM70 84V85H72ZM80 84V83H79ZM95 85V89H96V86ZM101 84V85H100ZM108 84V85H107ZM123 84V83H122ZM189 84V83H188ZM188 84L186 85V87H188ZM196 84V83H195ZM235 84V83H234ZM245 84V83H244ZM77 85V84H76ZM86 85V84H85ZM90 85V84H89ZM134 85V83L132 84ZM151 85V86H152ZM243 85V84H241ZM252 85V88H254ZM68 86V85H67ZM91 86H86L87 88L91 87ZM104 86V88H105ZM259 86V87H257ZM26 87V86H25ZM69 87V86H68ZM72 87H76L77 89H84L83 87L79 88V86H73ZM93 87V86H92ZM117 87V86H116ZM183 87V88H181ZM261 87V89H260ZM4 88V87H3ZM43 88V87H42ZM98 88V87H97ZM236 88V89H235ZM36 89V88H35ZM45 89V88H44ZM43 89V90H44ZM56 89V90H57ZM86 89V88H85ZM85 89L83 90L84 92H87L88 90L90 91V89H88L87 91H85ZM95 89H92L91 90H95ZM100 89V88H99ZM188 89V88H187ZM258 89H256V91H259ZM46 90V89H45ZM46 90V91H47ZM98 90V89H97ZM97 90L95 92H97ZM101 90V89H100ZM98 90V92L100 91ZM208 90V91H209ZM55 91V90H54ZM52 93L53 94H56V93ZM187 91V90H186ZM39 92V90H38ZM48 92V91H47ZM79 92H82L81 90ZM93 91L92 93V97L90 96L91 93L87 92L89 94V97L88 94H85V93H82V95H80L81 97H85V100H88L86 98L89 97V102L90 103V99H94V93ZM181 92L182 91H179L178 93H180L181 95ZM184 92V91H183ZM255 92V90H254ZM261 92V91H259ZM44 93V91H43ZM187 93V92H186ZM204 93V92H203ZM209 93V94H210ZM35 94V93H34ZM78 94V92L76 93ZM97 94H100V93H97ZM173 94V95H174ZM44 95V94H43ZM41 95L40 93V96H42L41 98L44 99L45 97ZM51 94H49L50 96ZM59 94H57L56 96H58ZM85 95V96H84ZM96 95V93H95ZM101 95V94H100ZM100 95H96V96H100ZM140 95V94H139ZM138 95V96H139ZM178 95V94H177ZM177 97V99H180L179 96ZM184 95V93H183ZM208 95V94H207ZM39 96V97H40ZM88 96V97H87ZM59 97V96H58ZM61 97V96H60ZM59 97V100L61 101L62 98ZM77 97V95L75 96ZM82 97V98H83ZM102 97V96H101ZM100 97V98H101ZM181 97V96H180ZM31 98V97H30ZM50 98V97H49ZM53 98V96H52ZM51 98V99H52ZM69 98V97H68ZM78 98V97H77ZM80 98V97H79ZM78 98V99H79ZM81 98V99H82ZM96 98V97H95ZM141 98V96H140ZM37 99V98H36ZM54 99V98H53ZM75 99V98H74ZM73 99V100H74ZM77 99V100H78ZM175 99V98H174ZM40 100V99H39ZM38 100V101H39ZM56 100V99H55ZM63 100V101H64ZM100 100V99H99ZM143 100V99H142ZM165 100V102H164ZM210 100V99H209ZM46 101V100H45ZM48 101V100H47ZM46 101V102H47ZM80 101V99H79ZM41 102V101H40ZM75 102H76V99H75ZM92 102V101H91ZM101 102V101H100ZM261 102H264V100H261ZM44 103V102H43ZM42 103V104H43ZM150 103V102H149ZM155 103V104H156ZM168 102H166L167 104ZM180 103V102H179ZM260 103V102H259ZM31 104V103H30ZM37 105L38 104H41V103H36ZM84 104V106H83ZM104 103H102L103 105ZM209 104V103H208ZM246 104V103H245ZM28 105V104H27ZM51 104H48V108H47V105L45 106H42V109H40V111H43L42 115L40 112H39V109L38 107H29V111H31V116L34 117V118H31L29 115L30 113L27 115V119L25 120H28V119H32L35 127V129L38 131L41 132V130L44 128V127H47L44 123L47 120V113L49 111V107H52L49 106ZM101 105V106H102ZM159 105V104H158ZM157 105V107H158ZM160 105V106H161ZM98 106V105H97ZM96 106V107H97ZM156 106V105H155ZM103 107V106H102ZM177 106H174L170 103V105L168 104L167 106V109L166 111H164V113H172L174 114L175 113V108ZM221 108V106H219ZM223 107V105H222ZM160 108V107H159ZM231 108V109H230ZM247 108V107H246ZM48 109V111H47ZM51 109H54L53 107ZM50 109V110H51ZM66 109V110H67ZM99 109V110H100ZM125 109V108H124ZM175 109V110H174ZM178 109V108H177ZM211 109V110H212ZM218 109V108H216ZM235 109V107H234ZM233 109V110H234ZM239 109V108H238ZM241 109V108H240ZM242 112L245 113V108H242ZM205 110V109H204ZM47 111V112H45ZM51 111H54V110H51ZM49 111V112H51ZM97 111V110H96ZM174 111V113H173ZM177 111V110H176ZM216 111V110H215ZM182 112V111H181ZM201 112V111H200ZM100 113H96V116L97 114H100ZM212 113V111H211ZM217 112H215V115H218ZM90 114V113H89ZM94 114V113H93ZM177 114V113H175ZM196 114V113H194ZM101 115V114H100ZM122 115V114H121ZM170 115V114H169ZM180 115V113H179ZM221 115V116H220ZM30 118H29V117ZM95 116V115H94ZM95 116V117H96ZM197 116V115H196ZM202 116V115H201ZM49 118H52L50 116H48ZM90 117V115H89ZM195 117V116H193ZM208 117V118H207ZM210 117V118H209ZM36 118V119H35ZM100 117H96L94 119H99ZM103 118V119H104ZM189 118V117H188ZM196 118V117H195ZM238 118V119H237ZM252 118H254L252 120ZM34 119L36 121H34ZM101 119V118H100ZM191 119H194V118H191ZM198 119V118H197ZM201 119V118H200ZM52 120V119H51ZM146 120H149V121H146ZM154 120V119H153ZM162 120V119H160ZM159 122L157 120H154L157 122V126L160 127L159 125L161 124H158V123H162V122ZM236 120L238 122V124L236 123ZM258 120L261 121V123L258 122ZM30 121V120H29ZM104 121V122H105ZM184 121V120H183ZM187 121V120H186ZM190 121V120H189ZM188 121V122H189ZM193 121V120H192ZM103 122V123H104ZM185 122V121H184ZM191 122V121H190ZM237 124V127L236 125L233 126V124L235 123ZM162 123V124H164ZM187 123V122H186ZM233 123V124H232ZM241 123V124H239ZM96 124V125H95ZM180 124V125H179ZM189 124V123H188ZM196 124V123H195ZM231 124V126H230ZM32 125V124H31ZM91 125V126H90ZM149 123L147 124V127H148ZM152 125H155L154 122H152ZM166 125V123H165ZM187 125V124H186ZM197 125V124H196ZM195 125V126H196ZM229 125V127H234V130H233V127L230 129L229 127H227ZM44 126V127H43ZM63 126V128H61V130L59 129V127ZM92 127V126H95L93 128L95 129H99L97 127H100L101 129L99 131L97 130H90L89 131V134H87V132H83L81 133L80 128H85V127ZM151 126V125H150ZM162 126V125H161ZM193 125V127H195ZM220 126H222V128L224 129V131L226 130L225 134L224 132L222 134H224L223 138H220V134L219 135H216L214 134V137H217V136H220L218 138V140H216L215 138L213 139L211 137V132L215 133V129H217V127L219 128ZM223 126H226L227 128H224ZM154 127V126H153ZM188 127H192V126H188ZM197 127V126H196ZM216 127V128H215ZM236 127V129H235ZM73 128H79V133L78 136L76 134V137L74 139H70V137H68L67 135V130L70 131L71 133V129L73 131ZM149 128V127H148ZM146 128V129H148ZM156 128V127H155ZM169 128V126H168ZM207 128V129H208ZM215 128V129H214ZM221 128V129H222ZM33 129V130H35ZM45 129V128H44ZM62 129H66V131L62 130ZM88 129V128H86ZM145 129V130H146ZM166 129V128H165ZM222 129V131H223ZM35 130V131H36ZM85 130V129H84ZM190 130V131H191ZM196 130V131H195ZM218 130V129H217ZM216 130V131H217ZM154 130L152 129V132ZM195 131V132H194ZM262 131V130H261ZM77 131H75L76 133ZM182 133L183 135V138L179 141V145L184 147L185 152L186 154H188L190 156V160L188 161H185L184 162V158H183V155L181 156L183 158V161L180 163V167L179 169H175L176 171H173L171 172V180H169L167 183H165L166 185H163V187L160 189L159 187L162 186L161 185V182L160 180H158L159 178V171H163V170H160V168L164 165H166L165 161L168 162V157H171L173 156V148L171 145L173 143H171V145H168V139L170 138H173L175 136L174 133ZM234 132L237 133V135H234ZM69 135L71 137H73L74 135L73 134H70ZM73 133V132H72ZM74 133V134H75ZM200 133V132H199ZM218 134V131L216 132ZM220 133V132H219ZM251 133V134H249ZM171 134H172V137H171ZM191 134V135H192ZM177 135V133H176ZM181 135V134H179ZM197 135V136H198ZM216 135V136H215ZM247 135H251V137L249 136L250 139H248L246 136ZM213 136V135H212ZM175 137H178V136H175ZM174 137V138H175ZM192 137V138H190ZM195 137V136H194ZM119 140H116L118 139ZM190 138V139H189ZM115 139V140H113ZM120 139H125V141L122 143H120ZM177 139V138H176ZM180 139V138H179ZM194 139V140H193ZM109 140L112 141H120L118 145L114 146V147H103L104 145L107 146L108 143H111ZM175 140V139H174ZM188 140V141H187ZM170 141V140H169ZM173 141V139H172ZM108 142V143H107ZM113 142L114 144H117V142L115 143ZM177 143V142H175ZM170 144V143H169ZM103 145V146H102ZM112 145V144H111ZM102 146V147H100ZM110 146V145H109ZM179 146V147H180ZM91 147V148H90ZM99 147V149L97 148ZM178 148V147H177ZM260 148V149H259ZM181 149V147H180ZM264 149V148H263ZM90 150V151H91ZM46 151V150H45ZM48 151V150H47ZM5 152V151H4ZM30 152V151H29ZM183 152V151H181ZM254 152V153H255ZM26 153V152H25ZM46 153V152H45ZM80 153V154H81ZM258 153V152H256ZM21 154V153H20ZM78 155V154H77ZM176 155V153H175ZM254 155V156H253ZM23 156V155H22ZM52 156H51V159H52ZM70 156V155H69ZM73 156V155H72ZM67 157V156H66ZM32 158V157H31ZM53 158V159H54ZM174 158V157H173ZM50 159V160H51ZM52 159V160H53ZM171 158H169V161H170ZM188 159V158H187ZM182 160V159H181ZM26 161V160H25ZM25 161L24 162H21L19 163L20 167L23 168V167H29L30 165H33V163H26L25 164ZM28 161V160H27ZM35 161V160H34ZM33 161V162H34ZM173 161V160H172ZM257 161V162H256ZM37 161H35L36 163ZM184 162V163H183ZM165 163V164H164ZM183 163V164H182ZM169 164V163H168ZM113 166L112 168H116V166H129L131 167L130 169L132 170V168L134 169L133 171H131L129 173V168L128 167H125L126 169H128V173L127 174H124L126 172H122L123 174L121 173H118V174H109V175H106L105 177H103L104 179L102 180V182L100 183H94L92 182V180H90V178L94 175H97L99 176V174H105L106 172H103L105 170V168L107 166ZM264 165V164H263ZM110 166V167H111ZM115 166V167H114ZM164 166L162 169H164ZM16 167V166H14ZM32 167V166H31ZM167 167V166H166ZM50 169V167H48ZM16 169V168H15ZM20 169V168H19ZM109 167H107L106 170H108ZM111 169V168H110ZM109 169V170H110ZM119 169V167H118ZM121 169H124L121 168ZM120 169V170H121ZM108 170V171H109ZM117 170V169H116ZM15 171V170H14ZM13 171V172H14ZM29 171V170H28ZM41 171V170H40ZM46 171V170H45ZM45 171H44V174H45ZM51 170H49L50 172ZM123 171V170H122ZM125 171V169H124ZM165 171V170H164ZM9 172V171H8ZM8 172H5L9 175ZM48 172V171H47ZM119 172V171H118ZM121 172V171H120ZM2 173V170L1 172ZM40 173V172H39ZM38 173V174H39ZM51 173V172H50ZM51 173V174H52ZM110 173V172H108ZM161 173V172H160ZM10 174H11V171H10ZM14 174V173H13ZM41 174L43 175V172H41ZM40 174V178L37 177V175H34L30 172H26L24 174V177L23 179H18V180H13L14 182H9L7 180L6 183L2 182L3 186L0 184L1 187H3L2 190H0V232L1 231H7V232H12V231H16V229L18 227H21L22 225H26V223H28V225L30 226V222H31V218H27L29 216H32L33 213H34V216H37L34 218H32V222L37 223L39 222V226H40V232L39 234H41L40 236V240L39 241V245L38 246L42 251V257L45 256L46 258L48 257L47 255H44L46 254L45 252L49 253V251L51 250L52 248V244L50 243L51 241V238H49V229H48V226H49V219L51 218V215H53V211L51 210V203L48 201L49 199V196H51V194H53L55 191H56V185L54 181L48 179L50 178L49 176L47 177H43L42 175ZM2 175V174H0ZM48 175V174H46ZM45 175V176H46ZM50 175V174H49ZM4 176V175H2ZM7 176V175H6ZM10 176V175H9ZM8 176V177H9ZM164 176V175H163ZM12 176H10V178H12ZM162 177V176H161ZM93 178L95 179H98L99 177H96L94 176ZM101 178V177H100ZM145 178H149L150 180H152V182L154 183L153 186H150L148 187V185L146 186L145 182H146V179ZM252 178V179H253ZM263 178V177H262ZM4 179V178H3ZM54 179V180H55ZM144 179H145V182H144ZM148 179V181H149ZM99 180V179H98ZM263 180V181H262ZM261 183L256 185V186H253L252 189L248 190L246 192V190H244V196H240L239 197V200L238 201H233L232 203H230V206H228V208H231L232 210L230 212H233V213H238L237 210L240 209V211L244 214V215H250L254 220H256V223H255V226H252L253 229L252 230H256V232L259 231L260 232V229L262 231V229L264 230V179H262ZM16 181V182H15ZM252 181V180H251ZM33 183V184H36V183H39L42 187V189L40 190V188L37 186V189H39L40 191H32L28 188L30 187H26L27 184L29 183ZM57 182V183H58ZM151 182V181H150ZM249 182V181H248ZM31 183V184H32ZM68 184V183H66ZM149 184V183H148ZM144 186L145 187V190H147L146 192L145 191H141L140 188H144L142 187ZM159 186V187H158ZM83 187V188H82ZM5 189V190H4ZM33 189V188H32ZM4 190V191H3ZM35 190V188H34ZM164 190V192H163ZM167 190V191H165ZM169 190V191H168ZM61 191V190H60ZM225 191H227V189H225ZM224 191V192H225ZM17 192V195L15 196L14 193ZM63 192V191H61ZM168 193V195H165L166 193ZM223 192V193H224ZM242 192V190H241ZM12 196H15L14 197V200H16V197L17 199H21V200H16V201H13V203H15V205H17L16 207H9V204L11 203V200L10 198L13 199V197H10L9 195ZM14 194V195H13ZM59 194V193H58ZM165 195L164 196H160V195ZM221 194V193H220ZM158 197V199H156ZM136 198H139V197H136ZM142 198V197H141ZM147 198V199H149ZM207 199L204 203V199ZM22 199H24L25 201H23ZM120 199V198H119ZM150 199V200H151ZM210 199V200H211ZM215 199V198H214ZM214 199H212L211 201H214ZM236 200V198H235ZM19 201H23L21 203H19ZM27 201V203H26ZM53 201V200H52ZM143 201V199H142ZM147 201V200H146ZM153 201V202H154ZM155 201V202H156ZM211 201H208L209 203H211ZM216 201V200H215ZM18 202V203H16ZM119 202V201H118ZM117 202V203H118ZM138 202V201H137ZM148 202V201H147ZM227 202V201H226ZM116 203V205H117ZM123 203V202H122ZM121 203V204H122ZM208 203V204H209ZM19 204H21L22 206H18ZM120 204V205H121ZM140 204V203H139ZM138 204V205H139ZM151 204V203H150ZM157 204V203H155ZM203 204H205L207 207L204 208ZM14 204H12V206H15ZM29 205V206H28ZM137 205V203L135 204ZM137 205V206H138ZM214 205V204H213ZM212 204L209 206H213ZM11 206V205H10ZM133 206V208H135L134 210H132L131 214L133 215L130 216L127 215L128 213H126L123 217H119L120 218V224L119 225H122V226H132L134 224H141L142 220H148V218L145 217V219L143 218V216L145 215H149V210L147 208H145V204H140V206ZM4 207V208H3ZM70 207V206H69ZM110 207V208H109ZM116 207V206H115ZM128 207V206H127ZM160 206H158L159 208ZM149 208H150V205H149ZM210 207H208L207 209V213H208V210H209ZM228 208H226L228 210ZM3 209V210H2ZM114 209V208H113ZM122 209V208H121ZM120 209V210H121ZM126 209V208H125ZM128 209V208H127ZM224 209V210H223ZM221 208L218 210V216L220 220H222L223 218H220V215L222 214L223 216L226 214H224L223 211H225V208ZM129 210V209H128ZM125 211V210H124ZM150 211H152L150 209ZM212 210H210V213H211ZM28 212H33L32 214L31 213H28ZM73 212V211H72ZM94 212V211H93ZM118 212V211H117ZM127 212V210L125 211ZM202 212V213H203ZM213 212V211H212ZM96 213V211H95ZM206 213V214H207ZM27 214H31L29 216H26ZM66 214V213H65ZM113 214V213H112ZM201 214V213H199ZM205 214V215H206ZM217 214V213H216ZM41 217L40 219H37L39 218V216ZM69 215V214H68ZM172 215V216H173ZM204 215V214H202ZM209 215V213H208ZM207 215V216H208ZM221 215V216H222ZM228 215V214H227ZM226 215V217H227ZM231 215V214H230ZM235 215V218H236V214ZM54 216V215H53ZM94 216V215H93ZM103 216V215H102ZM150 216V215H149ZM200 216V215H199ZM229 216V215H228ZM88 217V216H87ZM148 217V216H147ZM177 217V216H176ZM180 217V216H178ZM183 217V216H182ZM211 217V216H210ZM232 217L233 214H232ZM231 218V220H234V218ZM245 217V216H244ZM30 220V222L27 220V219ZM73 218V217H72ZM71 218V219H72ZM115 218V217H113ZM184 218V217H183ZM188 218V217H187ZM228 218V217H227ZM229 218V219H230ZM248 218V217H247ZM53 219V218H52ZM85 219V218H84ZM90 219V218H89ZM97 219V218H96ZM176 219V218H175ZM197 219V218H196ZM225 219V218H224ZM228 219V220H229ZM237 219V218H236ZM235 219V220H236ZM88 220V219H86ZM115 220V219H114ZM146 220V221H147ZM156 220V219H155ZM158 220V219H157ZM163 220V219H162ZM187 220V219H186ZM185 220V221H186ZM213 220V219H212ZM218 220V219H217ZM231 220H229L231 222ZM234 220V221H235ZM248 220L249 219H245ZM102 221V220H101ZM145 221V222H146ZM152 221V220H150ZM197 221V220H196ZM214 221V220H213ZM211 221V223L209 224L211 226V228L214 226L216 227L214 224H216L215 222ZM219 221V220H218ZM239 221V220H238ZM250 221V220H249ZM252 221V220H251ZM52 222V220H51ZM100 222V221H99ZM144 222V221H143ZM160 222V221H159ZM195 222V221H194ZM223 221L219 222L220 224L222 223ZM233 222V221H232ZM232 222H231V226H232ZM92 223V222H91ZM147 223V222H146ZM149 223V222H148ZM198 223V222H197ZM224 223V222H223ZM239 223V222H238ZM246 223V221H245ZM84 224V223H83ZM88 224V223H86ZM176 224V223H175ZM235 223H233L234 225ZM248 224V223H247ZM251 223H249L250 225ZM91 225V224H90ZM100 225V224H99ZM145 225V224H144ZM189 225V224H188ZM194 225V223H193ZM195 225H196V222H195ZM237 225V229L239 230L240 228H238V226H240L239 224H236ZM234 225V226H236ZM252 225H254L252 223ZM35 226V225H34ZM37 226V225H36ZM93 226V225H92ZM104 226V224H103ZM117 226V225H116ZM116 226H115V229H116ZM142 226V224H141ZM153 226V225H152ZM171 226V225H170ZM198 226V225H196ZM196 226H192V232L189 233L190 235H194L197 230H193L196 229L195 227ZM222 226V225H221ZM230 228H233L234 229V226ZM94 227V226H93ZM98 227V226H97ZM245 227V226H244ZM255 227V229H254ZM22 228V227H21ZM26 228V227H24ZM119 228V227H118ZM123 228V227H121ZM141 228V227H140ZM155 228H156V225H155ZM211 228L208 229L209 231H211ZM217 228H219L217 226ZM224 229L223 231H216L213 233V236H208L209 239L210 237L212 238L210 240V244L211 247L213 245V248L215 249V251L218 249V248H215L216 246L218 245H222L225 241V237H227L228 235H233V237H235L234 235L237 234L236 236H239L241 235L242 238H244L245 236L244 231L241 232L240 231H236L235 229L231 230V229ZM38 229V228H37ZM136 229V228H135ZM134 229V230H135ZM243 229V228H242ZM259 229V230H258ZM19 230V229H18ZM17 230V231H18ZM117 230V229H116ZM145 230V229H144ZM205 230V229H204ZM207 230V228H206ZM205 230L206 233L210 234L209 232H207ZM214 230V229H213ZM243 230H247V229H243ZM250 230V229H248ZM16 231V233H17ZM133 231V229H132ZM137 231V230H136ZM179 231V230H178ZM191 231V230H190ZM195 233H194V232ZM112 232V231H111ZM187 232V231H186ZM247 232V231H246ZM256 232H254L256 234ZM263 232V231H262ZM8 233V234H9ZM25 233V232H24ZM198 233V232H197ZM7 234V233H6ZM7 234V235H8ZM188 234V233H187ZM212 234V233H211ZM210 234V235H211ZM251 234V233H250ZM249 233H247V235H250ZM253 234V233H252ZM262 234V233H261ZM114 235V234H113ZM189 235V238H194L193 237H190ZM196 235V234H195ZM204 235V234H203ZM246 235V234H245ZM258 235V234H256ZM16 236V235H15ZM52 236V235H51ZM206 236V235H205ZM254 234L251 235L250 237L253 238ZM11 237V236H10ZM20 237V236H19ZM207 237V236H206ZM207 237V238H208ZM256 237V236H255ZM259 237V236H257ZM262 237V235H261ZM39 238V237H38ZM232 237H230V240H231ZM247 238V236H246ZM263 238V237H262ZM2 239V238H1ZM187 239V238H186ZM206 239V238H205ZM237 239V238H236ZM236 239H233V240H236ZM249 239V238H248ZM207 240V239H206ZM228 240V239H226ZM232 240V241H233ZM250 240V239H249ZM252 240V239H251ZM232 241H230L232 243ZM254 241V240H253ZM20 242V241H19ZM195 242V241H194ZM194 242H190V244H194ZM208 242V241H207ZM206 244H209V242ZM229 242V241H227ZM229 242V244H230ZM235 242V241H234ZM249 242V241H248ZM237 243V242H236ZM254 243V242H253ZM35 244V243H34ZM33 244V245H34ZM188 244V243H187ZM203 244V243H202ZM210 244H209V247H210ZM227 245V243H225ZM225 244H223V246H225ZM147 245V244H146ZM199 245V244H198ZM231 245V244H230ZM229 245V246H230ZM234 246V245H233ZM232 246V247H233ZM236 246V245H235ZM54 247H57V246H54ZM185 247V246H184ZM201 249L202 248H206L209 250V248L206 246V247H202L200 246ZM37 248V247H36ZM152 248V247H151ZM175 248V247H174ZM182 248V247H181ZM180 248V249H181ZM220 248L222 247H219V250ZM39 249V250H40ZM194 249V248H192ZM147 250V249H146ZM189 250V249H188ZM198 250H200L198 248ZM203 250V249H202ZM199 251L200 255L201 254H204L205 251ZM205 250V249H204ZM213 251V250H212ZM191 252V251H190ZM193 252V251H192ZM221 252V251H220ZM170 253V252H169ZM207 253V251H206ZM205 253V254H206ZM210 253H214L213 252H210ZM41 254V253H40ZM39 254V255H40ZM176 254V253H175ZM209 254V253H208ZM263 256L262 258L260 259V263L259 264H264V250H263ZM155 255V254H154ZM194 255V254H193ZM198 255V254H197ZM36 256V255H35ZM41 256V255H40ZM159 256V255H158ZM192 256V255H191ZM205 256V255H203ZM39 257V256H38ZM141 258V257H140ZM146 258V257H145ZM223 258V257H222ZM34 259V258H33ZM39 259V258H38ZM143 259V258H142ZM4 260V259H3ZM192 260V259H191ZM224 260V259H223ZM47 261V260H46ZM222 261V260H221ZM225 261V260H224ZM256 261V260H255ZM36 262V261H35ZM220 262V261H219ZM234 262V261H233ZM34 263V262H33ZM135 263V262H134ZM137 263V262H136ZM222 263V262H221ZM225 263V262H224ZM223 263V264H224ZM228 263V260L227 262ZM225 263V264H226ZM3 264V263H2ZM8 264V263H7ZM16 264V263H14ZM122 264V263H121ZM148 264V263H147Z\"/></svg>", "mask_w": 264, "mask_h": 264}]
</instances>
